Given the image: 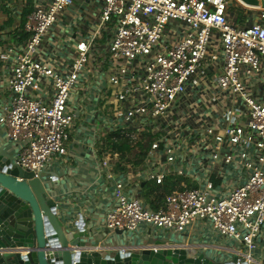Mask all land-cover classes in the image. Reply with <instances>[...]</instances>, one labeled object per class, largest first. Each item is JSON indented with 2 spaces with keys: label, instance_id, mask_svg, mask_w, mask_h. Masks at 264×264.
<instances>
[{
  "label": "built area",
  "instance_id": "1",
  "mask_svg": "<svg viewBox=\"0 0 264 264\" xmlns=\"http://www.w3.org/2000/svg\"><path fill=\"white\" fill-rule=\"evenodd\" d=\"M228 1L91 0L94 30L56 40L61 18L87 7L34 0L18 32L27 39L0 49L1 79L12 67L0 132L14 166L45 171L67 155L76 123L94 145L112 132L147 133L146 156L127 172L117 155L99 158L112 188L105 238L144 228L189 240L207 223L237 248L236 264L254 262L264 230V97L253 95L264 79V9L236 0L258 12L239 25ZM88 106L98 126L84 119ZM142 183L158 188L152 208Z\"/></svg>",
  "mask_w": 264,
  "mask_h": 264
},
{
  "label": "crops",
  "instance_id": "2",
  "mask_svg": "<svg viewBox=\"0 0 264 264\" xmlns=\"http://www.w3.org/2000/svg\"><path fill=\"white\" fill-rule=\"evenodd\" d=\"M33 2L34 0H0V49L10 41L18 45L21 41L27 39V35L19 34L18 32L23 31L27 18L26 16L24 22L23 15L27 10L31 11ZM83 4L87 7L86 10L78 7L77 2L72 12L64 16L66 18H61L57 27H66V31L60 32L57 37L55 36L56 32L54 35L56 40H61L67 33L72 34L78 30H94L97 25V13L92 9L91 0H83ZM241 8L246 9L247 7ZM247 10L250 9L247 8ZM252 11L256 12L255 15H257V11ZM239 12H230L231 14H229V16L236 18L239 25H243L249 17L255 16L250 13L246 17L240 15ZM74 37H66L67 46L74 47V43L77 40ZM10 67L11 65H9ZM9 68L6 72L8 75L4 79H1L0 75V109L8 101L5 94L7 89L6 78L10 76L12 67L10 70ZM262 72L264 73V67ZM253 95L259 99L264 97V79L255 84ZM91 132V128L89 130L88 128L83 129L80 127V123H76L70 134V140L66 144L67 155L51 162L45 170L48 174L46 178L49 186L53 189L52 196L58 204L60 213L66 214L72 222L78 219H82L84 222L83 231L89 234V240L82 238L83 241H93L97 246L119 245L124 248L130 245H146L148 242H153L152 247H158V243L163 242L168 245L181 246L182 248L193 247L196 248L198 253L212 258L230 259L237 257V248L220 238L207 223L199 224L189 240L186 239L185 235L159 234V232L156 233L154 230L147 231L149 229L145 230L144 228L132 235L118 232L105 238L104 217L109 210L110 203H112V188L109 182L105 180L98 164L99 158L105 154L99 155V143L93 144L90 139ZM0 145L7 147L10 152L1 132ZM125 172H127V167L123 173ZM146 184L151 185L153 189L149 190L147 186L145 187ZM146 184L142 183L140 185V194L145 201V206L152 208L153 191L155 189L158 190V188L151 183ZM258 241L259 239H257ZM260 241L261 246L253 255L254 262H251V264H264V230Z\"/></svg>",
  "mask_w": 264,
  "mask_h": 264
},
{
  "label": "water",
  "instance_id": "3",
  "mask_svg": "<svg viewBox=\"0 0 264 264\" xmlns=\"http://www.w3.org/2000/svg\"><path fill=\"white\" fill-rule=\"evenodd\" d=\"M247 7L264 1L240 0ZM260 4V5H259ZM14 155L0 145V264H236L237 257L212 258L196 248L153 242L120 247L97 246L60 213L45 171L35 175L14 166Z\"/></svg>",
  "mask_w": 264,
  "mask_h": 264
},
{
  "label": "trees",
  "instance_id": "4",
  "mask_svg": "<svg viewBox=\"0 0 264 264\" xmlns=\"http://www.w3.org/2000/svg\"><path fill=\"white\" fill-rule=\"evenodd\" d=\"M30 10L23 15V21L28 15ZM25 22V21H24ZM147 133L144 134H125L120 132H112L105 135L98 146L99 155L109 154L117 155L120 161L119 167L125 170L126 166L132 164L136 160L143 159L147 152L148 147L142 142L147 139ZM134 152V153H133ZM149 190H152L151 185H145Z\"/></svg>",
  "mask_w": 264,
  "mask_h": 264
},
{
  "label": "rangeland",
  "instance_id": "5",
  "mask_svg": "<svg viewBox=\"0 0 264 264\" xmlns=\"http://www.w3.org/2000/svg\"><path fill=\"white\" fill-rule=\"evenodd\" d=\"M229 3V12H236V11H238L239 12V10H240V15H243V16H246V17H248L249 15H250V13L252 14V15H255V13L256 12H254V11H252L251 9V11L250 10H247V8L246 9H243V8H241V7H238V6H240V5H238L237 4V2H236V0H229L228 1ZM260 5V4H259ZM232 7V8H231ZM255 11H257V10H255ZM231 14V13H230ZM256 16V15H255ZM254 16V17H255ZM64 18H66V17H64ZM61 21V20H60ZM62 29L61 28H56V32H57V34L55 35L56 37H57V35L60 33V32H62L61 31ZM88 108H89V113L88 114H86V116H85V118L84 119H88L91 123H93V125H99L100 124V121H104V120H99L98 118H93L96 114H94V112H93V108L91 107V106H88ZM134 153V152H133Z\"/></svg>",
  "mask_w": 264,
  "mask_h": 264
}]
</instances>
